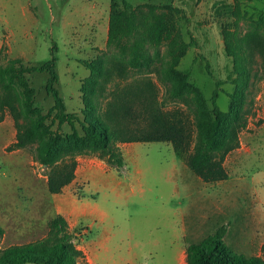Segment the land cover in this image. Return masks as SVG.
Segmentation results:
<instances>
[{"label": "rangeland", "instance_id": "rangeland-1", "mask_svg": "<svg viewBox=\"0 0 264 264\" xmlns=\"http://www.w3.org/2000/svg\"><path fill=\"white\" fill-rule=\"evenodd\" d=\"M127 1L137 8L138 21L164 14L175 26L173 34L187 44L177 68L191 70L189 81L209 107L216 80L223 81L218 97L223 110L234 90L224 30L244 41L254 74L253 113L240 133V146L224 160L227 178L204 181L171 141L121 142L123 167L110 166L95 152L80 153L73 181L52 193L49 169L37 160L36 145L9 148L17 128L7 108L0 120V223L5 228L0 251L46 236L49 221L62 214L83 251L79 264H91V255L96 264H179L184 245L199 242L222 224L232 249L264 256V57L254 46L264 39V0ZM111 2L0 0V68L42 64L55 51L57 87L67 110L83 117L81 88L91 75L88 64L100 61L112 75L106 94L98 97L100 110L111 91L122 90L135 113L155 96L164 111L177 112L191 124L197 109L190 95L187 100L167 97L171 81L162 70L170 59L169 40L148 43L149 65L130 67V52L108 40ZM47 78L46 72H26L11 94L27 84L34 90L36 114H45L54 104ZM180 264H187L186 257Z\"/></svg>", "mask_w": 264, "mask_h": 264}, {"label": "trees", "instance_id": "trees-1", "mask_svg": "<svg viewBox=\"0 0 264 264\" xmlns=\"http://www.w3.org/2000/svg\"><path fill=\"white\" fill-rule=\"evenodd\" d=\"M150 8L154 9L155 5ZM174 27L164 14H153L148 21H138L137 8L131 2H111L108 40L121 52H130V67L149 65L148 43L158 46L163 40H169L170 59L162 70L164 77L171 81L167 97L187 100L190 95L197 109L192 125L179 113L164 111L155 96L149 102H142L141 109L135 113L127 102V93L122 90L111 91L104 109L100 110L98 97L106 94L107 84L112 79L111 70L105 69L100 61L88 64L91 75L81 88L83 117L67 110L57 87L59 74L55 51L42 64L12 63L0 68V120L9 108L17 128L16 140L9 148L36 145L37 160L49 169L47 184L52 193L61 192L73 181L80 153L95 152L110 166L123 167L125 158L121 142L171 141L178 153L187 154L188 166L204 181L227 178L224 160L240 146V133L253 113L254 74L244 41L235 40L232 31L224 30L226 49L234 63L231 79L234 90L229 93L228 110H223L218 103L222 80H216L212 107H209L200 89L189 81L191 70L177 68L187 44L178 34H173ZM254 46L264 57V39ZM207 68L209 70V64ZM26 72L48 73L46 90L52 95L54 104L45 114H36L34 90L27 84L23 83V89L16 96L11 94ZM55 124L57 128L53 127ZM63 125L70 126V130L64 132ZM226 232L227 226L222 224L199 242L188 244L187 264H264L262 255H247L232 249L225 240ZM4 233L5 228L0 223V237ZM82 255L76 233L70 229L67 219L57 214L49 221L46 236L4 247L0 251V264H79Z\"/></svg>", "mask_w": 264, "mask_h": 264}, {"label": "crops", "instance_id": "crops-1", "mask_svg": "<svg viewBox=\"0 0 264 264\" xmlns=\"http://www.w3.org/2000/svg\"><path fill=\"white\" fill-rule=\"evenodd\" d=\"M90 246H91V253H92V245H90ZM187 246H188V244L184 245L181 248V250L179 251V255H178L179 264L182 263L183 258L186 257V248H187ZM91 264H96L95 259H94V257L92 255H91ZM126 264H128V263H126Z\"/></svg>", "mask_w": 264, "mask_h": 264}, {"label": "bare ground", "instance_id": "bare-ground-1", "mask_svg": "<svg viewBox=\"0 0 264 264\" xmlns=\"http://www.w3.org/2000/svg\"><path fill=\"white\" fill-rule=\"evenodd\" d=\"M186 263V262H185Z\"/></svg>", "mask_w": 264, "mask_h": 264}]
</instances>
